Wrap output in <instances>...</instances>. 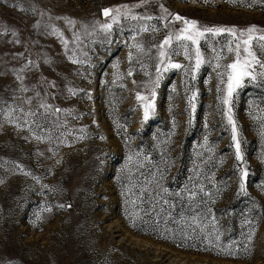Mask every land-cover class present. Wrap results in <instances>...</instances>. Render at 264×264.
<instances>
[{"label":"rangeland","instance_id":"rangeland-1","mask_svg":"<svg viewBox=\"0 0 264 264\" xmlns=\"http://www.w3.org/2000/svg\"><path fill=\"white\" fill-rule=\"evenodd\" d=\"M139 3L0 0V29H10L0 35V264H264V0ZM123 5L129 17L106 35L100 24L111 21L102 10ZM177 13L198 30L236 35L205 33L199 41L205 62L195 72L181 44L193 54L196 46L173 39L165 49L170 62L188 70L157 73L156 46L184 27L174 21ZM249 28L255 31L247 47L260 64L243 51ZM230 42L241 44V60L257 76L245 78L232 98L240 161L223 114L226 74L224 83L218 76L236 58ZM25 57L37 66L21 84L13 69ZM24 86L30 90L20 91ZM36 91L51 93L47 103L66 110L37 117L45 131L28 117L44 137L39 141L8 114V106L27 110L23 98ZM137 92L154 105L147 121ZM11 118L23 124L19 112Z\"/></svg>","mask_w":264,"mask_h":264},{"label":"snow or ice","instance_id":"snow-or-ice-1","mask_svg":"<svg viewBox=\"0 0 264 264\" xmlns=\"http://www.w3.org/2000/svg\"><path fill=\"white\" fill-rule=\"evenodd\" d=\"M146 2V0H140V3L137 4L136 6L139 7L141 6L142 3ZM121 7L127 9V5H123V6H117V8L114 10L112 8H104L102 10V14L105 17L106 21L110 20L111 22H104L102 24H100V29L108 36L111 35V31L113 29V25L119 22V19L121 17L127 19L130 15L129 11H125V12H121ZM161 7H163L161 5ZM167 11V10H165ZM172 15V14H169ZM152 19L151 16L148 17H137L136 15H131V19L136 20V19ZM162 19H166V17H162ZM174 21H182L184 24V27L181 29L176 30L175 32L170 33L169 35H167L160 43L159 45H157L156 47H158L159 49V63L155 66V70L157 73H161L162 71H168L169 67L170 68H174V69H184L185 71H187L188 69L184 66L181 65L179 63H171V56L169 55V53H167L165 51L166 48H171L173 39H175L178 42H190L191 45L196 46L194 49V54L189 52V47L187 43H183L181 44V47H183V54L185 55V58L189 60L190 65H191V70L192 72H195L197 70H199V68L201 67V64L204 63V59L202 57V53L200 51L199 48V41L200 38L205 36V33H212V34H221L224 33L225 31L229 32L231 35L235 36L236 32L235 29H213V28H206L203 31L198 30L197 29V22L194 20H188L187 18L182 17L181 15L174 14ZM70 24H75V21H69ZM166 27L168 25H165ZM144 31H147V28L143 29ZM10 31V29H8L7 27H4L2 29H0V35H4L7 34ZM54 31H58V30H54ZM255 29L254 28H249L248 29V39L243 41V44L245 45V47L243 48V51L245 53H247L248 56H251L252 59L255 61L256 64H260L259 60H256L255 55L250 52L248 50L247 45L249 44V42L252 40V36L250 35L252 32H254ZM13 36H16V33L13 31L12 32ZM62 35V34H61ZM245 35L244 32L240 33V37H243ZM74 36L76 37V39L78 40L79 37L76 36V34H74ZM134 38V37H133ZM259 39L264 40V36H261ZM15 43H19V40H15ZM63 43L65 45V48L67 49L68 47V41L67 40H63ZM135 47L140 50V51H144L143 46L142 45H135ZM227 51L229 53H234L235 54V59L231 62L228 63L225 66V72H218V76L221 79V83H224V76L226 74V89H225V94L223 95L222 98V104L227 106V111L224 112L223 114L226 116L227 118V122L228 124L231 125V131H232V141L235 147V158L237 161L242 160V156H241V142L238 139V134H237V126H236V122L233 119L232 116V108H231V103H232V98L234 96V94L237 92V89L241 88L244 86V80L245 78H249L253 81H255L257 79L256 75H253V67H252V63L247 60L244 59L243 61L241 60V44L240 43H236L235 47L233 48L231 46V42L229 43V45L227 46ZM179 53L173 51L172 55H178ZM18 56L23 57L24 54L23 53H19L17 54ZM69 60H71L72 63H83L82 60H78L74 58V55H69L68 56ZM132 59V53H129V60L131 61ZM220 59V55H217V60ZM45 63H48L49 61L45 60ZM36 61L32 60L31 58L25 57V63L24 65L19 69V71H16L15 69H13V71L16 73V79L19 80L21 82V84H23V81L25 79L24 74L28 71H31L33 67H36ZM217 69H219L221 67V65L219 63H217L216 65ZM261 67H264V64H261ZM129 75H132V72L130 71L128 73ZM264 75V74H261ZM194 78V77H193ZM160 76L157 75L156 77V86L158 87V82H159ZM44 83L49 84V86L51 88H55V82L54 81H48L46 78H44ZM133 83H135V81H133ZM20 91L23 92H27L30 89L27 86L22 87L21 89H19ZM70 92H72V89H69ZM218 93L221 91V89L217 88ZM51 93L49 92H43L41 93L40 91H36L35 92V96L34 97H25L23 98V103H26L27 105H29V108L26 110L25 108L16 105L15 107L13 106H8V114H9V122L13 123L15 127L17 128H23L24 126H28V130L29 131H33L31 125H35L36 128L40 129V131H45L47 128L46 124H42L39 120H37V117H41L44 120L47 119L48 115L54 114V113H59L61 111H66L60 108H54L51 104L47 103V101L44 99L45 97L50 96ZM152 96H155V91H152ZM54 98V97H53ZM136 98L138 101L142 102V107H143V120L147 121L149 119V115L150 112H154V105L153 103L149 100V98L147 96H143L141 95L139 92H137ZM195 98V94H193V97L191 99ZM218 100L221 99V97L218 95ZM16 99H20L19 97H15L14 96V100ZM33 99H37L40 102L35 106V108L32 107L33 104ZM192 109L194 111L195 109V105H192ZM19 112L21 114V117H23V124L19 123V118L17 119H12L11 117L15 114ZM0 114H2V110H0ZM28 117H32L33 119L31 120V125L29 124V120ZM33 136L36 140H42L44 137H42L41 135L37 134L36 132L33 131ZM103 138V137H101ZM26 174H30V173H26ZM248 176V172L246 169L241 170L240 173V190L243 192L245 190V180L246 177ZM2 182V181H0ZM45 187H47L45 185ZM164 191H167L166 189ZM194 195V193H193ZM165 203H167V201H164ZM61 207H63V205H61Z\"/></svg>","mask_w":264,"mask_h":264}]
</instances>
